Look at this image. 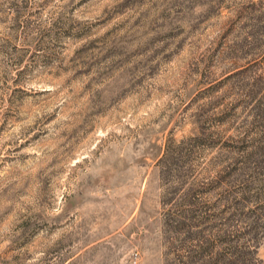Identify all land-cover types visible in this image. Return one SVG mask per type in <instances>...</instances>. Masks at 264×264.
<instances>
[{
    "label": "rangeland",
    "instance_id": "rangeland-1",
    "mask_svg": "<svg viewBox=\"0 0 264 264\" xmlns=\"http://www.w3.org/2000/svg\"><path fill=\"white\" fill-rule=\"evenodd\" d=\"M183 222L264 264V0H0V264H170Z\"/></svg>",
    "mask_w": 264,
    "mask_h": 264
},
{
    "label": "trees",
    "instance_id": "trees-1",
    "mask_svg": "<svg viewBox=\"0 0 264 264\" xmlns=\"http://www.w3.org/2000/svg\"><path fill=\"white\" fill-rule=\"evenodd\" d=\"M183 242L170 264H261L248 234L232 229H194L183 222ZM253 241V240H252Z\"/></svg>",
    "mask_w": 264,
    "mask_h": 264
}]
</instances>
